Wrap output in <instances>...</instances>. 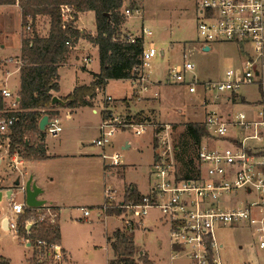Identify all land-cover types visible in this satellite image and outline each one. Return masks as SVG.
I'll list each match as a JSON object with an SVG mask.
<instances>
[{
    "label": "built area",
    "instance_id": "2783aa9c",
    "mask_svg": "<svg viewBox=\"0 0 264 264\" xmlns=\"http://www.w3.org/2000/svg\"><path fill=\"white\" fill-rule=\"evenodd\" d=\"M21 1L24 0H15V5L19 6ZM195 7L198 15L197 44L202 47L234 44L244 60H241L242 64L226 70L222 78L213 81L193 79L195 81L186 82L182 74L193 72L195 67L188 61L183 63V67L170 71L173 82L185 84L191 95L199 92L198 97L202 100L204 120L201 130L204 136L197 145L191 173L180 177L175 175L165 165L164 155L159 154V160L150 169L149 190L141 196L140 202L110 205L114 195L112 190H107L104 209L111 206L119 209V215L122 214L125 219L122 230L127 231L139 228L149 210L158 211L160 223L167 227L171 246L177 248L172 258L183 257L187 264H224L218 254L221 245L216 243L213 230L217 225H242L251 239L249 248L255 249L257 255L253 262L242 264H264V100L252 105L255 110L251 115L240 111L221 113L217 108L220 104L216 103L241 105L240 91L248 86H256L260 94L264 93V0H198ZM60 11L63 22L71 21L72 8L61 6ZM120 13L124 17L132 15L123 6ZM141 30V37L126 34V40L132 43L136 38L150 36L151 32L144 27ZM156 55L157 50L152 43L143 47L140 69L145 70L149 66L148 61ZM143 91L144 88L138 94ZM0 96L5 104L0 110V152L8 156L10 168L16 170L23 159L18 151L8 153V134L17 122L15 114L19 111V99L3 85H0ZM103 101L105 107L102 112L105 115L94 144L102 148L100 157L104 167H116L121 164V154L115 151L107 154L104 149L112 135L127 127L134 135L140 136L148 126L125 121L110 113L106 107V104L112 103L109 95L104 96ZM47 120L44 132L56 135L62 129L59 118L47 117ZM156 143L162 145L166 140L158 137L154 150ZM26 208L24 202L9 203L15 217L23 215ZM82 211L84 217L89 215L87 209ZM36 212L40 214L38 222L46 219L50 224H56L59 210L44 206ZM33 222L31 217L26 224ZM8 226L17 235L13 220L8 221ZM21 241L30 250L24 264H66L65 251L60 243L48 245L43 240L31 242L27 238ZM113 261L107 264H114Z\"/></svg>",
    "mask_w": 264,
    "mask_h": 264
},
{
    "label": "rangeland",
    "instance_id": "374dc122",
    "mask_svg": "<svg viewBox=\"0 0 264 264\" xmlns=\"http://www.w3.org/2000/svg\"><path fill=\"white\" fill-rule=\"evenodd\" d=\"M128 1L125 0L123 3V9H130V2ZM197 1L146 0L144 4L147 18L143 22V26L152 33L151 37L144 35V46L148 42H152L157 50V55L148 61L149 66L145 70L143 68L139 70L137 80L132 82L135 86L134 90L129 82L114 81L110 82L108 92L112 97L111 104L115 109L113 110L114 115L132 123L141 120V123H145L148 129L142 135L137 136L130 128L126 127V129L122 128L112 135L104 149L107 154L114 151L121 154L120 166L105 167L107 171L101 173L104 165L102 158L96 159L98 162H95L98 165L92 163L93 167H98L99 170L100 179L97 184L100 186L102 195V198L98 200L101 204L107 190H112L114 195L109 201L110 205L126 202L125 194L120 196V192L129 183L145 192L148 189L150 169L154 162L159 160V154L164 155L165 165L169 166L175 175L180 177L191 173L190 168L195 162L198 143H195L187 129L190 126L201 129L204 120L201 109L202 100L198 98L199 92L196 95H191L188 93V87L185 84L173 82L170 78V71L183 67V63L188 61L195 67L193 72L182 74L186 82L213 81L222 78L224 72L233 65L234 62L229 61V59L236 60L239 58V63L244 60L234 44L213 46L211 52H203L196 45L198 15L195 6ZM125 18L127 17L125 16ZM46 24L49 29L47 17L38 16L36 18L35 31L43 37L48 34ZM136 29L142 36L141 24L136 26ZM31 35V28L21 24L20 7L0 4V46L3 45L0 48V58L15 53L18 40L29 38ZM6 63H10V60H0V75L4 74L3 72L7 74L6 71L8 70L3 67ZM143 88L145 91L141 95L138 94ZM240 92L245 93V96L252 101L259 100L261 97L264 100V93H261L260 97L256 86L244 87ZM100 97L101 99L104 98L103 95ZM216 103L220 104L219 101ZM235 109L245 113L249 111L242 106ZM219 112L222 113L223 111L220 109ZM93 117L98 119V115ZM93 134V131L84 134V142L88 147L95 148L101 153V147L94 144L90 145L94 138ZM158 137H163L166 143L162 145L156 143L157 148L154 150L153 146ZM127 140L131 144L126 149L121 150V145ZM121 165L127 166L123 177L116 173L117 169H121ZM84 190H87L85 184ZM15 198L20 201L17 196ZM93 203L96 202L93 201ZM5 208L6 204L1 202L0 210ZM96 212L98 209L90 212L85 220L74 219L80 213H72L71 218L65 221L66 223L61 229L63 243H89L90 246L94 242H105L104 235L107 229H111L115 225H124L125 219L122 214L119 215L121 221L115 216L104 221L103 218L98 219L95 215ZM148 215L151 224L144 222L142 218L141 225L135 230L134 241L153 262L170 264L167 227L158 220V211L151 209ZM10 219L17 223L18 217L13 216ZM213 237L216 243L223 245L218 250V254L224 264L253 262L257 257L255 249L249 248L251 239L248 231L242 225H234V227L217 225L213 230ZM25 246L26 244H23L17 235H14L13 230L5 232L0 229V253L11 254L13 264H22V256L28 257L29 250ZM134 258L136 261L140 259L136 251ZM138 264L144 263L140 260Z\"/></svg>",
    "mask_w": 264,
    "mask_h": 264
},
{
    "label": "crops",
    "instance_id": "0c3cea01",
    "mask_svg": "<svg viewBox=\"0 0 264 264\" xmlns=\"http://www.w3.org/2000/svg\"><path fill=\"white\" fill-rule=\"evenodd\" d=\"M128 2H130L129 10L134 15L125 18L120 30L123 34H131L135 37H141L136 29V26L141 24V28L144 27L143 22L147 18V12L144 7L146 0H129ZM74 26L77 30L85 31L88 35L90 34L91 36H95L97 32L95 26V14L92 11L78 13V18L74 23ZM46 30L48 31L47 24ZM145 36L151 37L152 33L150 36ZM142 40L143 47H147L149 43H152L148 42L147 45L144 46V36ZM196 45L199 46L200 50L203 52H211L213 46H219L221 44H212V46L209 47H202L196 42ZM2 47L3 45L0 46V48ZM20 47L21 40L19 39L16 52L12 55L0 58V60H10V63H6V65L3 66L8 71H6L7 74L3 72L4 74L0 75V85L6 86L17 96L20 91ZM205 48H208V50H205ZM162 53L163 52L161 51V54ZM84 59H87V61L84 62ZM232 60L233 59H229V61L234 62L230 67H235L241 64L239 63V58L233 61ZM58 67L57 85L59 86V89L58 91L52 92L51 95L53 97L56 96L58 98H64L71 94L75 87L89 86L90 82L93 80V76L100 72L98 49L86 39L79 38L70 48V52L65 58V61ZM114 81H120L122 83L126 81L132 84L133 90L135 88L132 80L128 78L109 80L106 88L102 92L98 91L96 96L89 100V106L77 107L73 109L56 107L53 109L54 112H58V118L62 129L57 132L56 135H48L45 133L43 137L44 139L40 141L45 148V155L47 156L45 159L29 160L20 154L23 162L22 165L15 170L10 168V160L8 156H6L5 153L0 152V203L3 202L4 205L6 204V208L0 210V229L5 232L10 230L8 221L14 215L9 209V203L12 201L18 203L24 202L21 193L16 191L17 189L13 190L14 192L10 197L7 195L9 194L8 190L13 189V185L16 181H20L22 185L29 178H32V183H34L39 190H42L40 195L37 197L38 201L41 200L44 202L41 206H50L59 210L57 219V225L59 226V243L65 251L66 264H107V262L114 260L116 257L114 250V243L116 242L114 241V233L117 230L122 229L121 222V225H115L111 227V229L106 228L107 231L104 235L105 242H94L89 246V243L65 244L61 240V229L63 224L66 223L65 221L68 218H71L72 213H80V215L74 217V219L85 220L90 215V212L98 209V212L95 214L98 219L101 220V218H103L105 221L107 219H111L112 216H115L121 221L119 214L115 211L106 212L108 208L104 209L103 206L105 198L102 204L98 201L102 198L100 186L97 184L100 179V175L98 167L94 168L92 163H96V165H98V161L96 159H100V151L98 152L95 148L88 147L84 142V134L89 133V131L94 132V138L92 139V142H90L91 146L98 138V128L102 122L103 115H105L102 112L105 107V103L103 98L101 99L100 95H103V97L108 95L110 96L111 94L108 92L109 84ZM241 98V105L237 104L235 106H230L228 103H220V106L218 105L217 108H220L224 112L231 113L236 110V107L242 106L245 109H249V111L245 113L241 110H236L235 112L240 111L247 115H251L255 110L252 105H258L262 102V97L259 100L252 101L248 99L243 92H241ZM106 107L110 113H113V110H115L113 104L111 103L106 104ZM213 108H215V106ZM95 115H98L97 120L93 117ZM30 137L31 136H28L27 138L31 139ZM130 144L131 142L129 140L125 141L120 147L121 150L126 149ZM126 168L127 166L121 165V169H117L116 173L120 177H123ZM101 171V173L107 171L104 165ZM84 184L87 190H84ZM94 184L97 185L94 186ZM128 187L135 188L141 195H144L149 190L148 188L145 192H142L135 187L134 184L129 183L123 187L124 189L120 192V196H124ZM16 196L20 199V201L16 200ZM93 201L96 203L92 204ZM82 209L90 211L87 217L83 216ZM143 220L144 222L151 224L149 215H147V217ZM134 233L132 234V241H134ZM19 240L21 241L22 239ZM167 240H169L168 234ZM21 242L23 243V241ZM168 244L170 248L168 256L170 264H187V261L183 257L181 258L179 256L177 259L172 258L173 251L177 248L171 246L170 240L169 243H167V246ZM219 245H221L220 248L223 247L222 244ZM26 246L28 245L26 244ZM134 247L139 258H146L152 264H161L160 262L155 263L150 260L146 253L139 249L135 241ZM0 256L8 260L10 264H13V256H11V254L0 253ZM27 258L28 257L25 255L22 256V264L26 262L25 260ZM140 260L141 259L138 261ZM138 261H136L137 264Z\"/></svg>",
    "mask_w": 264,
    "mask_h": 264
},
{
    "label": "trees",
    "instance_id": "16d2710c",
    "mask_svg": "<svg viewBox=\"0 0 264 264\" xmlns=\"http://www.w3.org/2000/svg\"><path fill=\"white\" fill-rule=\"evenodd\" d=\"M1 5H15V0H0ZM61 6L72 8L71 21L63 22L60 11ZM123 6L122 0H24L19 3L21 24L31 28V37L21 40L20 56V91L19 111L16 113L17 122L8 134V153L18 151L21 156L29 160L45 159L44 131L38 129L42 116L48 118L58 117V112L53 109L89 106L96 93L102 92L109 80L138 78L143 51L141 38H136L130 43L126 34L120 30L125 17L120 13ZM92 11L95 14L96 35H88L85 31L77 30L74 26L78 13ZM38 16L49 19L47 36H41L35 31V22ZM86 39L97 47L99 53L100 72L93 76L89 86H78L64 98V106H52V92L58 91V66L65 61L70 48L79 39ZM5 104L0 96V110ZM104 114V113H103ZM105 117V116H104ZM137 123H141L138 120ZM187 132L195 143H199L203 131L190 126ZM28 136H31L27 138ZM191 170V169H190ZM141 194L133 187H128L125 201L139 203ZM106 204V203H105ZM38 209L26 208L23 215L18 216L16 223L17 237L27 238L31 242L43 240L49 244H59V226L50 224L46 219L37 221ZM53 208V207H51ZM56 209V208H53ZM57 210V209H56ZM120 210L108 207L106 212ZM33 217L34 222L28 228L26 222ZM133 230L119 229L114 233V250L116 257L114 264H137L134 254L135 247L132 241ZM144 264H152L148 259L140 257ZM0 264H10L0 256Z\"/></svg>",
    "mask_w": 264,
    "mask_h": 264
},
{
    "label": "water",
    "instance_id": "95a60500",
    "mask_svg": "<svg viewBox=\"0 0 264 264\" xmlns=\"http://www.w3.org/2000/svg\"><path fill=\"white\" fill-rule=\"evenodd\" d=\"M205 50H208V48H205ZM52 106H56V104H61L62 106L65 105L64 102L61 101L60 98L58 97H53L52 100ZM48 120L47 116H42L40 118L39 124H38V129L40 131H44L45 125H47ZM127 147V146H126ZM17 189L16 191H19L22 195V198L24 200V203L27 207L30 208H40L42 204H44L43 201H38L37 197L40 195L42 190H39L34 183H32V178H29L24 184L21 185L20 181H16L13 185V189L8 190V197L11 196V194L14 192L13 190ZM0 198H1V193H0ZM28 228L30 227L27 225Z\"/></svg>",
    "mask_w": 264,
    "mask_h": 264
}]
</instances>
